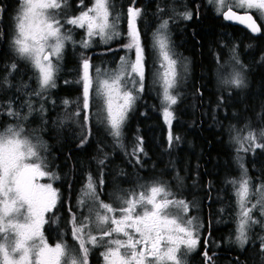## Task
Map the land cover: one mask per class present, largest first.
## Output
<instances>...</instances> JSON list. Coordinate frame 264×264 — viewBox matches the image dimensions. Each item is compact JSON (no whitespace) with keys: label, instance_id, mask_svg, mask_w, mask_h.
<instances>
[{"label":"rangeland","instance_id":"1","mask_svg":"<svg viewBox=\"0 0 264 264\" xmlns=\"http://www.w3.org/2000/svg\"><path fill=\"white\" fill-rule=\"evenodd\" d=\"M75 5L77 10L83 7V4ZM216 5L220 14L228 8L252 12L264 29V0H216ZM75 8L70 0H20L19 6L12 13L10 47L31 63L36 76L38 90L30 89L28 99L58 87L59 79L63 78L62 72L66 71L64 62L68 50L107 44L109 28L112 30V38L117 37L114 33L116 19L113 18L111 24L105 0H93L88 10L83 7L76 11ZM119 38L123 39L124 35L121 34ZM150 41L152 59L157 67L153 66L147 72L148 87L150 91L154 88L160 98L162 120L170 130L175 119L173 106L178 101V88L183 87L184 81L189 79L191 65L187 60H182L175 48L167 49L172 36L165 23L154 27ZM230 50L231 55L218 65L217 80L225 89H238L239 96H243L250 82V74L244 65L247 68L249 66L243 58L239 59L241 53L238 43ZM134 52L139 51L129 49L119 55L110 53L105 63L92 65L89 88L94 95L91 104L97 106L95 121L106 132L104 150L107 152L110 141L116 140L113 146L127 158L129 148L122 133L144 87V79L141 87L139 75L141 61L143 58L145 60L146 55L144 53V57H140L137 53L133 57ZM46 54L50 55L48 60H45ZM231 97L235 101L236 96ZM26 103L31 109L29 101L26 100ZM9 105L10 113L16 115L14 119L21 120L22 107L26 110L24 103L12 102ZM30 109L27 108V111L31 112ZM31 118L32 114L26 116L23 126L10 124L0 129V264H82L76 254L80 249L81 237L74 240L77 247L65 246L64 250V246L58 244L54 247V253L40 235L41 226L46 221L45 215L53 209L58 198L56 187L59 177L57 179L54 173L48 171L47 164L53 159L48 156V144L37 136ZM136 136L138 134L133 137L138 138ZM166 136L169 140L168 133ZM228 136L238 150L235 166L239 177L234 189V204L231 205L233 213L229 214L222 209L219 215L222 219L235 222V242L244 246L248 231L260 230L262 234L264 229V181H254L246 174L241 153L244 136L237 132H231ZM136 167L140 165L136 164ZM30 177H33L31 186ZM158 180L161 179H145L141 176L130 179L137 193L133 198H124L125 190L115 183L107 191L105 200L99 197L102 190L98 191L93 176L85 175L83 204L80 207L82 235L84 244L89 242L87 235L93 236L92 240H95L98 247L97 256L102 259L100 264H143L140 259L131 262L120 251L118 233L121 222H127L132 227L150 219L151 213L157 214L155 220L166 236L165 250L157 258L156 264H182L180 252L176 253V250L178 244L183 243L184 237L180 234L182 228L173 225V222L185 219L184 210L187 207L177 202L179 197L168 193L166 185L163 186ZM197 202L195 207L192 206L193 209L200 208ZM159 203H162V207L156 211ZM121 209L123 212H120ZM193 220H199L197 214ZM106 228L113 229L114 235L107 238ZM139 237L147 238L145 230L141 231ZM101 250L103 258L100 257ZM64 252L66 256L63 261Z\"/></svg>","mask_w":264,"mask_h":264},{"label":"trees","instance_id":"2","mask_svg":"<svg viewBox=\"0 0 264 264\" xmlns=\"http://www.w3.org/2000/svg\"><path fill=\"white\" fill-rule=\"evenodd\" d=\"M70 1L73 5L82 2L84 7L90 3V0ZM141 2L144 4V0ZM19 4L20 0H0V129L10 124L23 126L24 118L32 114V126L37 136L48 144V156L53 159L47 164L48 171L57 179L59 177L58 185L62 190L60 202L49 217L54 223L51 229L59 227L70 237L80 239L79 206L83 204L85 175L93 176L98 191L105 189L107 182L110 188L115 183L118 185L124 175L123 167L126 178H134L127 162L118 166L111 160L106 161V132L95 121L97 106L91 104L94 95L91 90L87 93L83 75L87 61L92 69V65L105 63L110 54H106L108 48L103 44L68 50L64 62L66 71L62 72L64 79H59L58 87L28 99L30 89L38 90L34 69L9 43L10 17ZM190 7L195 9L191 4ZM146 36L151 46L150 35ZM172 41L182 60L191 65L190 77L178 88V101L173 106L175 119L169 131L172 145L167 142L168 129L162 120L160 98L144 96L145 91L130 113L127 130H134L145 138L150 161L156 160L158 173L175 169L174 181L196 191L198 204L205 203L210 193L213 199L224 196V183L228 184L233 158L238 152L229 141L231 132L244 136L241 153L250 177L254 181H264V29L260 36H252L201 7L189 23L174 30ZM237 43L241 53L239 59L243 58L248 64L249 68L244 66L250 74L249 87L243 96H239L238 89L222 87L216 76L217 63L231 55L230 49ZM128 49L133 50L126 48L111 53L119 55ZM144 52L145 61L150 53L153 55L148 48ZM231 96H236L235 101ZM26 100L31 109L25 104ZM12 102L24 103L26 110L22 107L21 120L14 119L16 115L10 113ZM218 190L223 192L218 194ZM130 195L127 191L125 197ZM226 195L229 197L227 192ZM99 197L107 199L102 191ZM236 257L232 264H257L247 255L246 249Z\"/></svg>","mask_w":264,"mask_h":264},{"label":"flooded vegetation","instance_id":"3","mask_svg":"<svg viewBox=\"0 0 264 264\" xmlns=\"http://www.w3.org/2000/svg\"><path fill=\"white\" fill-rule=\"evenodd\" d=\"M92 1L93 0H90L89 5L86 6L87 10L88 7L91 6ZM81 4L83 3L81 2ZM81 4L77 5L79 6ZM161 4H164V6ZM190 4L195 9H192ZM73 6L75 8L76 5ZM201 7L215 17H220L226 10L231 9H226L222 14L218 13L216 0H144V4L141 0H105V8L111 24L113 21L112 19H116L114 33L117 36L116 38H112L111 28L107 30L109 42L105 44V49L108 48L106 54L122 51L126 48H132V51H139L134 52L133 57L134 54L137 53H139L140 57H142V55L144 57V51L147 48L149 52H152L150 43H147L146 35H151L154 27L157 28L159 23H165L169 28L171 36H173L174 30L179 29V25L183 23H189L195 17L196 13L199 14V9ZM75 10L79 11L77 10V6ZM132 15L134 17V22L131 21ZM141 17H143L142 20ZM121 34L124 35L123 39L119 38ZM173 48L174 45L172 41L167 46V49ZM141 63L142 68L140 69L139 77L141 87L144 79V87L139 96H142L144 91V96H157L154 92V88L150 91L148 87L147 72L151 67L156 66L151 53L149 59H146L145 61L143 58ZM219 64L220 62L217 63V65ZM124 128L125 130L122 135L123 140L129 148V158L125 157L123 152L113 146L116 142V140H114L113 142L110 141L112 145L108 144L109 147L106 152V161L111 160L118 166L119 164L124 166L127 162L129 172L132 171L131 175L134 177L141 176L145 179L156 177L161 179L163 182L161 180L158 181L163 184V186L164 184L166 185L165 189L168 193L178 196L179 199L177 202L186 205L187 209L184 210L186 212L184 215L185 219L173 222V225L182 228L180 234L184 237L183 243L178 244V249L176 250V253L180 252L179 258H181L182 264H232L234 256L236 257L238 252L245 249L247 250V255L250 258H254L257 264H264V229L262 234H260V230L248 231L247 242L244 243V246H239L235 242L237 237L235 222L222 219L219 215L222 209L229 214L233 213L231 205L233 206L234 204V189H236L235 184L239 177L235 166V157L233 158V166L229 173L228 184L224 183V196L213 199L212 193H210L209 196H207L205 203H203V201L200 202L201 204L197 203L200 208L196 210L193 209L196 203L195 198H197V195H195L196 191L181 187L176 181H174L175 169L172 170L171 168L170 171L159 170L158 173L156 160L151 159L153 163L150 161V151L146 147L145 138L139 137V133H135L134 130L128 131L127 122ZM169 131L170 130H168L167 133L170 136ZM135 134H138V136H136L138 138L133 137ZM127 138H130V140H127ZM132 138H135V140H132ZM167 142L168 145L171 146L170 140ZM131 147H134L135 149L131 150ZM132 158H134L133 161ZM136 164H139L140 167L137 168ZM125 169L126 168L124 167L122 168L124 175L119 179L120 182H118V185L121 184V188L125 190V193L123 194L124 198L127 191L131 193L129 198H133L137 193L135 192L136 190L133 185L130 183L131 178H126ZM246 174L249 177L247 169ZM209 188L210 186L208 185L207 189ZM110 189L111 188L107 182V186L105 189H102V193L107 194V191ZM56 190L58 194L56 204L53 209L45 215L46 221L42 224L40 232L45 244L54 253H56L54 247H57L58 244H62L64 250L65 246L75 245L77 247V244L74 243L76 238L73 237L72 239L68 232H63L59 227L51 229L54 223L49 220V217L55 211L62 195L60 185L56 187ZM223 191L218 190L217 192L218 194H221ZM226 192L229 194V197L226 195ZM192 201L193 203H191ZM81 202H83L82 198ZM161 207L162 203H159L155 210L159 211ZM120 212H123L122 209ZM195 214H197L199 218L197 221L193 220ZM156 216V213H151L150 219H147L143 223L134 224L132 227L128 226L127 222H121V230L118 233V239L120 241L119 249L130 259L131 262L140 259L143 260V264H156L157 258L164 252L166 236L164 230L156 222ZM82 224L83 223L81 222L78 225L81 243L80 249L76 254L79 255L82 264H100L102 259L97 256L98 247L96 246L95 240H92L93 236L91 235V237H89L87 235L89 242L84 244V237L81 228ZM142 230H145L147 238L141 239L139 237ZM114 233L113 229L108 228L107 238L113 236ZM191 239H193V241H191ZM101 253H103L102 250L100 252V257L103 258L104 254ZM65 256L66 254L64 252L63 261Z\"/></svg>","mask_w":264,"mask_h":264},{"label":"water","instance_id":"4","mask_svg":"<svg viewBox=\"0 0 264 264\" xmlns=\"http://www.w3.org/2000/svg\"><path fill=\"white\" fill-rule=\"evenodd\" d=\"M223 19L230 25L239 26L249 32L252 36L258 37L263 33V27L259 22L258 18L252 12H241L235 9L226 10L223 15ZM131 21L134 22V17L132 15ZM50 58L49 54H46L45 60ZM91 63L86 62L84 78L86 79V90L87 93L90 92L91 84ZM33 177H30L29 185L31 186Z\"/></svg>","mask_w":264,"mask_h":264}]
</instances>
